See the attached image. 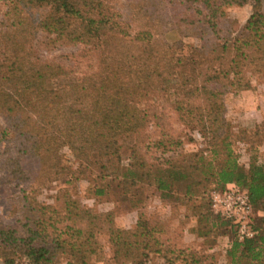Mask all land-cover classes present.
<instances>
[{"label":"trees","instance_id":"trees-1","mask_svg":"<svg viewBox=\"0 0 264 264\" xmlns=\"http://www.w3.org/2000/svg\"><path fill=\"white\" fill-rule=\"evenodd\" d=\"M170 1L193 22L206 25L216 39L223 9L242 6L248 0ZM0 6L5 8L9 29L0 53V115L4 118L0 139L15 145L2 167L29 187L21 195L22 218L17 225L0 221L3 264H15L19 256L31 264H53L60 255L67 257L66 264H86L95 252V235L102 231L116 249L150 248L144 236L152 231L146 230L148 223L140 212L133 229H117L112 213L81 205L71 196L69 186L57 190L53 204L36 199L26 164L36 160L37 174L43 172L42 160L60 146L70 150L78 167H61L56 173L68 170L65 183L88 178L95 196L106 189L96 179L115 183L122 194L135 187L138 192L143 184L154 186L160 197L178 191L192 195L207 181L219 186V191L230 183L241 188L249 197L252 213L261 214L256 221L252 217V238L231 242L225 251L227 261L264 264V164L251 158L247 168L239 165L220 123L225 112L223 98L230 87L249 89V72L264 79V13L251 14L231 40L225 38L212 49L203 44L191 47L187 55L176 52L175 45H166L158 54L151 30H139L132 38L140 44L137 58L142 62L134 64L127 55L114 52L113 39L128 37L129 24L117 18L118 13L104 0H0ZM40 34L48 45L83 47L59 57L74 62L75 69L78 59L86 57L98 61L97 69L54 85L55 79L74 70L58 58L45 60L35 55L32 41ZM161 100L168 101L181 125L202 139L197 151L179 158L176 148L182 142L177 138L161 132L151 139L146 134L152 126L158 132L163 129ZM219 216L235 234L234 225ZM178 254L183 264H202L207 258L194 252ZM124 256L131 259L126 252Z\"/></svg>","mask_w":264,"mask_h":264},{"label":"rangeland","instance_id":"rangeland-1","mask_svg":"<svg viewBox=\"0 0 264 264\" xmlns=\"http://www.w3.org/2000/svg\"><path fill=\"white\" fill-rule=\"evenodd\" d=\"M104 3L110 6L113 13H118L117 18L129 24L127 29L129 36L113 39L112 43L115 53L120 56L127 55L128 62L134 64L142 62L137 58L140 44L132 38L139 30H151L153 46L158 54L164 52L166 45H175L176 52L187 55L191 47L203 44L205 48L212 49L225 38L231 40L240 34L251 14L264 13V0H248L242 6L225 7L224 16L217 22L220 32L215 39L206 25L193 22L191 17L181 13L176 3L169 0H104ZM4 12L5 8L0 6V53L3 52L4 43L9 37ZM45 40L44 35L40 34L35 35L32 41L35 55L45 60H57L77 50L78 52L83 50V47L77 46L48 45ZM60 61L68 68L72 66L74 72L69 76L55 79L54 85H60L68 79L76 80L91 73L97 69L98 62L92 57L80 58L75 69L74 62L62 59ZM249 76L251 79L249 89L236 91L230 87L223 98L225 112L220 116V123L224 125L228 134L230 148L236 154L239 165L244 168H247L251 158L258 164H264V79L257 78L251 72ZM160 102L164 107L163 129L158 132L159 128L156 129L154 126L148 128L146 134L149 138L155 139L161 132L177 138L182 142V145L176 148L180 153L179 158L202 147V139L195 131L187 130L176 120L168 101ZM0 124H4L1 115ZM190 137L192 140H189ZM14 147V144L0 139V221L7 225H17L21 220V195L23 190H29L27 184L10 177L5 167H2L5 158L14 152ZM151 152L153 150H150V154ZM158 154L155 152L156 156ZM127 155L128 152L125 151L123 153L125 162ZM42 162L45 169L39 174L36 172L39 162L35 160L26 164L29 181L37 190L36 199L39 202L53 204L57 190L69 186L71 196L81 205L95 212L112 213L113 224L117 229H133L140 212L143 220L148 223L146 230L152 231L151 234L144 236L149 240L150 248L143 251L133 246L126 251L116 249L106 232L97 233L95 252L87 258L86 264H137L140 259L142 264H183L180 261L181 257L177 255L178 251L184 252L185 256L189 252H194L197 256H206L202 264H208L211 259L213 264H229L225 251L236 238V234L232 226L223 221L219 216L221 214L212 207V194L222 192L214 182H205L192 195L185 196L178 191L167 197H160V192L154 186L147 187L143 184L138 192H135V187L122 194L115 183L107 179H96L97 184L105 185L106 189L103 195L95 196L94 186L88 178L79 177L65 183L68 170L56 173L61 167L71 169L78 167L77 160L66 146H60L54 155L48 156ZM92 172L94 176L96 171ZM260 214L261 212L255 211L252 213L255 221ZM130 239L134 240L133 237ZM157 249L160 251H155ZM125 252L131 255V259L124 256ZM66 261L67 257L60 255L53 264H66ZM0 264H3L1 257ZM15 264L31 263L19 256Z\"/></svg>","mask_w":264,"mask_h":264},{"label":"built area","instance_id":"built-area-1","mask_svg":"<svg viewBox=\"0 0 264 264\" xmlns=\"http://www.w3.org/2000/svg\"><path fill=\"white\" fill-rule=\"evenodd\" d=\"M212 207L234 225L238 241L254 236L251 204L247 193L241 188L228 184L222 192H214Z\"/></svg>","mask_w":264,"mask_h":264}]
</instances>
